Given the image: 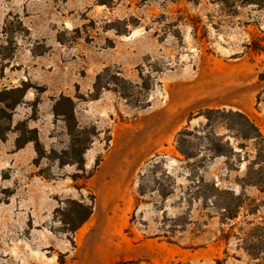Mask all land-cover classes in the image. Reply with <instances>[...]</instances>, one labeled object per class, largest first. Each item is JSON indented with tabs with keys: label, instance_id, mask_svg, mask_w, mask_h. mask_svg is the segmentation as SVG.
<instances>
[{
	"label": "rangeland",
	"instance_id": "obj_1",
	"mask_svg": "<svg viewBox=\"0 0 264 264\" xmlns=\"http://www.w3.org/2000/svg\"><path fill=\"white\" fill-rule=\"evenodd\" d=\"M262 39L264 0H0V107L19 101L0 129V264H263L243 248L264 226V189L242 183L253 143L221 120L215 132L235 154L203 151L187 162L174 143L182 128L195 133L205 122H189L204 108L242 111L264 137L256 101L264 55L250 46ZM155 66L161 85L147 109L113 90L89 100L105 68L140 83L139 72ZM62 95L74 100L81 128L99 131L83 155L85 166L93 156L85 172L54 159L68 160L71 145L53 112ZM20 122L48 139L38 164L7 142ZM212 186L242 196L236 218L222 223ZM91 194L94 213L72 233L77 219L64 224L61 213L70 200L89 204Z\"/></svg>",
	"mask_w": 264,
	"mask_h": 264
},
{
	"label": "trees",
	"instance_id": "obj_2",
	"mask_svg": "<svg viewBox=\"0 0 264 264\" xmlns=\"http://www.w3.org/2000/svg\"><path fill=\"white\" fill-rule=\"evenodd\" d=\"M253 51H256L264 55V39L253 40L250 44ZM148 71L141 70L139 72L140 83H132L128 79L122 76L120 71L112 68H105L102 72L97 74L93 90L89 94V100H99L102 93L105 90H113L117 92L128 105L135 109L144 110L151 106L150 95L156 89L157 85H161L154 77L155 73H160L162 70L157 66L150 67ZM19 90L14 89L12 91H6L5 94L17 93ZM3 95L0 94V96ZM264 89L257 95L256 101L258 104H264ZM84 99L85 97H80ZM1 102V100H0ZM19 101H15V105ZM14 103H7L4 107H0V129L2 127V119L7 117L6 109L13 110ZM53 112L55 117L61 118L66 124L68 135L71 139V145L69 147L70 152H65L68 155V160H63L61 156H55L54 159L59 161L60 166L69 164H77L78 170L85 172V159L83 155L90 146L93 144L94 139L99 135V131L96 127L81 128L77 121L75 114V102L73 99L67 96H60L56 100ZM202 117L205 122L200 124L196 132L190 131V125L182 128L175 136L174 143L179 153L185 158V161L189 162L199 158L203 151L207 152L209 156H230L235 154L234 147L229 140H226L223 135L215 132V125L218 121H224L228 125V129L235 133V137L242 141H250L253 143L255 149V156L251 159H247L246 173L242 178L244 186H257L264 189V137L255 124V122L249 118L247 114L239 110L226 109V108H204L200 109L196 113L190 116L189 122L194 118ZM9 118V119H8ZM16 129L19 131V135L16 139V148L19 150L23 148L27 143H34L37 158L35 164H38L40 160L46 158V150L44 145L39 140L38 131L36 128H28L25 122H20ZM2 130V129H1ZM4 135H0V139ZM111 141V137L108 140ZM205 143V145H203ZM243 144L240 147L243 148ZM99 165V161L96 167ZM92 176V173L84 179H88ZM79 175L72 177L74 182H77ZM79 190L86 189L84 184L76 185ZM144 188L140 185L138 193L143 195ZM165 191L162 192V196H166ZM208 198H212V206L217 210H220L221 221L224 223L227 220H233L237 217V211L242 206L243 200L241 195H237L234 191L220 189L216 186H212L210 193L207 194ZM95 195H90V203L85 204L83 201L70 200L68 204V210H64L61 214L66 217L62 220L65 224H69L67 221L71 218H76L72 233H75L81 226H83L93 215L95 208ZM256 233H249L247 237L243 239V248L254 259H260L264 264V226H257L254 228ZM74 245V241L71 240ZM63 263V260H61Z\"/></svg>",
	"mask_w": 264,
	"mask_h": 264
},
{
	"label": "crops",
	"instance_id": "obj_3",
	"mask_svg": "<svg viewBox=\"0 0 264 264\" xmlns=\"http://www.w3.org/2000/svg\"><path fill=\"white\" fill-rule=\"evenodd\" d=\"M52 117H53V114H52ZM162 121H164V119L162 120ZM161 121V122H162ZM169 120H167L166 121V126H167V128H169L170 127V123L168 122ZM160 126L158 127L159 128V130H160V128H161V126H162V123H160L159 124ZM38 136H39V140H40V142L41 143H43V144H45V150L47 151L48 149H49V146H48V139H46V137H44V135H42V132H39L38 133ZM16 136L14 137V138H10V140H7V142L8 143H10L11 145H12V147H14V145H15V140H16ZM15 154H18V155H22V156H26V158H30V160H34L36 157H37V153H36V150H35V146H34V143H32V142H29V143H27L23 148H21V149H19V150H17L16 152H15ZM109 156L110 155H106V156H104L103 157V160L101 161V165H99L100 166V168H102L103 169V167L106 165V163L108 162V158H109ZM92 159H93V156L92 157H88L87 159H86V167H89L90 165H91V162H92ZM102 169L100 170V174H101V171H102ZM124 169L122 168V169H119L118 171H123ZM117 171V172H118ZM117 172H116V174H117ZM99 173V172H98ZM115 174V175H116ZM114 175V176H115ZM101 175H98V179H99V177H100ZM93 177V176H92ZM91 177V178H92ZM90 178V179H91ZM95 178V177H94ZM106 178H104L103 180H102V183H103V181L105 180ZM95 208H96V204H95ZM89 221V220H88ZM87 223V222H86ZM85 223V224H86ZM84 224V225H85Z\"/></svg>",
	"mask_w": 264,
	"mask_h": 264
}]
</instances>
